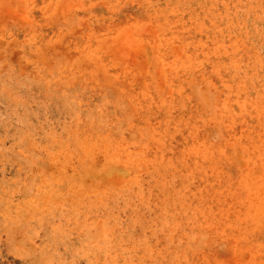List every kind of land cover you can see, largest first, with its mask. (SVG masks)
I'll return each instance as SVG.
<instances>
[{
	"label": "rangeland",
	"instance_id": "rangeland-1",
	"mask_svg": "<svg viewBox=\"0 0 264 264\" xmlns=\"http://www.w3.org/2000/svg\"><path fill=\"white\" fill-rule=\"evenodd\" d=\"M0 264H264V0H0Z\"/></svg>",
	"mask_w": 264,
	"mask_h": 264
},
{
	"label": "bare ground",
	"instance_id": "bare-ground-1",
	"mask_svg": "<svg viewBox=\"0 0 264 264\" xmlns=\"http://www.w3.org/2000/svg\"><path fill=\"white\" fill-rule=\"evenodd\" d=\"M202 100V98H200ZM203 101V100H202Z\"/></svg>",
	"mask_w": 264,
	"mask_h": 264
}]
</instances>
